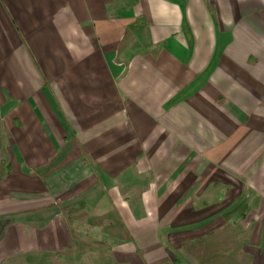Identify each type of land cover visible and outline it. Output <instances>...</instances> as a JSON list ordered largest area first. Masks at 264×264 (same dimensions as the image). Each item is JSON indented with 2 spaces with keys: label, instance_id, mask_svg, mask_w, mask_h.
Segmentation results:
<instances>
[{
  "label": "crops",
  "instance_id": "0c3cea01",
  "mask_svg": "<svg viewBox=\"0 0 264 264\" xmlns=\"http://www.w3.org/2000/svg\"><path fill=\"white\" fill-rule=\"evenodd\" d=\"M211 234L264 264V0H0V264Z\"/></svg>",
  "mask_w": 264,
  "mask_h": 264
},
{
  "label": "rangeland",
  "instance_id": "374dc122",
  "mask_svg": "<svg viewBox=\"0 0 264 264\" xmlns=\"http://www.w3.org/2000/svg\"><path fill=\"white\" fill-rule=\"evenodd\" d=\"M234 238L215 234L202 239L193 237L184 247L191 256L188 264H245L246 255Z\"/></svg>",
  "mask_w": 264,
  "mask_h": 264
}]
</instances>
